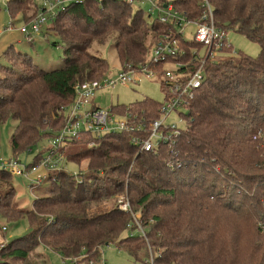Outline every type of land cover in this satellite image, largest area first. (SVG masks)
Wrapping results in <instances>:
<instances>
[{
	"label": "trees",
	"instance_id": "16d2710c",
	"mask_svg": "<svg viewBox=\"0 0 264 264\" xmlns=\"http://www.w3.org/2000/svg\"><path fill=\"white\" fill-rule=\"evenodd\" d=\"M160 1L192 23L204 12V0ZM207 2L215 27L257 44L258 56L230 46L205 61V79L188 112L181 113L185 128L170 150L162 145L156 154L139 152L126 134L96 141L84 134L68 141L66 164L85 159L93 177L78 180L62 171L49 175L46 194L36 198L34 211L24 216L29 233L0 247V264H33L30 253L42 246L67 263L83 254L86 264H96L99 249L111 243L137 258L144 240L153 250L152 264H264V0ZM38 6L37 0L9 1L11 25L16 16L23 22L32 7L30 22ZM149 20L141 9L120 0L70 4L45 25L53 33L52 45L62 51L59 67L40 68L9 47L4 53L8 66L0 67V126L16 122L12 152L51 139L63 126L61 109L74 99L73 88L106 76L107 62L99 51L91 52L94 45L100 50L111 43L119 69L149 66L160 72L166 63L174 68L175 62L182 66L173 72L195 70L204 48L170 24L155 19L149 25ZM164 34L179 41V52L172 60L152 64L151 47ZM160 105L145 100L130 106L151 122ZM89 140L95 147L73 149ZM13 194L10 174L0 170V200ZM131 194L136 199L131 200ZM121 196L131 213L118 210ZM133 203L141 214L132 209ZM108 204L110 209L101 208ZM150 210L146 221L143 212ZM223 222L228 229L222 231ZM137 226L143 235L135 231Z\"/></svg>",
	"mask_w": 264,
	"mask_h": 264
},
{
	"label": "built area",
	"instance_id": "2783aa9c",
	"mask_svg": "<svg viewBox=\"0 0 264 264\" xmlns=\"http://www.w3.org/2000/svg\"><path fill=\"white\" fill-rule=\"evenodd\" d=\"M87 1L99 3L110 0H42L38 6L36 15L31 21L19 29L25 42L33 43L52 18L59 10L70 4H77ZM126 5L134 8L135 5H147L148 12L145 14L150 20L155 19L160 24H170L183 36L184 29L192 25L195 28L193 40L200 44L205 52L202 59H199L198 67L192 71L173 72L168 69V63L159 72L149 66L130 68L126 66L119 69L113 78L107 75L94 81H87L77 84L73 88L74 99L70 104L63 107V126L51 138L49 146L39 159L28 166L20 164L17 160H9L0 163V170L7 171L11 176L24 179L29 182L31 190L41 187L49 179V175L55 172H67L65 162V146L68 141L78 139L81 135L89 134L94 140L105 135L126 134L130 143L139 152L156 154L160 146L165 145L168 150L174 140L180 135V130L185 128L183 114L187 113L190 102L200 89L205 74L203 67L205 61L215 56V52L221 48H230L227 40V32L217 29L213 21V11L207 0H204L199 22L187 21L182 15L174 10L172 5L162 3L160 0H120ZM140 9V8H139ZM55 11H57L55 13ZM179 41L171 34H164L157 40L150 50V60L153 64H159L165 60H172L179 52ZM170 58V59H169ZM174 68L180 69L182 65L172 62ZM142 78L157 80L161 91L165 93L156 118L153 121H146L144 113H137L129 105L123 111L117 112L114 105L109 108H101L95 105V93L98 90L113 88L118 84L137 85ZM115 110V111H114ZM183 111V112H182ZM176 112L179 120L177 123H167L171 113ZM118 209L128 212V201L121 199ZM50 224H53L50 222ZM5 230V228H3ZM138 233L141 234V231ZM77 258L66 264H77ZM101 264H105L102 261ZM150 264L152 259L150 258Z\"/></svg>",
	"mask_w": 264,
	"mask_h": 264
},
{
	"label": "rangeland",
	"instance_id": "374dc122",
	"mask_svg": "<svg viewBox=\"0 0 264 264\" xmlns=\"http://www.w3.org/2000/svg\"><path fill=\"white\" fill-rule=\"evenodd\" d=\"M9 1L12 0H0V67L8 66V60L4 57V53L9 49V47H12L13 50L17 53L28 55L29 57H31L34 64L38 65L40 68L50 70L59 67L62 64V51L60 47H54L52 45V41H54V38L52 36L53 33L51 31L49 32L47 30L48 28L44 27L42 34L37 36L33 43L25 42L24 37L20 33L19 29L21 27H24L25 24H28L30 20L29 18L32 15L33 8H29V10H27L24 14L23 22L25 23L17 19L19 17L16 16V20L13 22L14 25H11V18L8 12ZM37 2L40 4L42 0H37ZM134 8H138V6L135 5ZM139 8L145 14L149 10V7L145 4L139 6ZM56 12L57 11H55V13ZM155 18V15H153L151 18L152 20H149V25L154 22ZM194 32L195 29L193 26L186 27L183 32V37L186 40L191 41L193 39ZM46 34L50 35L46 37ZM227 40L230 42L232 48L238 53L244 54L252 58H256L259 54V46L249 41L236 31L229 30L227 32ZM98 51L99 56L107 62V77H115V75L119 71L120 66L115 56L112 44L106 43L103 47H101L100 50L99 47L95 45L91 48V52L93 53H98ZM168 69L174 71V68ZM164 97L165 93L161 91L160 84L157 80H149L146 78H142L140 83H138L137 85L118 84L113 88L98 90L95 93V105H98L104 109L109 108L111 105L127 107L131 104L142 102L145 100L155 102L156 104H161L164 100ZM178 120L179 117L177 113L174 112L171 113L167 118V123H177ZM15 125L16 122L11 120L7 121L6 123L0 126V163H4L13 159L17 160L20 164L24 166L31 165L33 164L36 156L43 155L44 151L49 146V141L51 139H47V137H45L38 141L36 144H34L28 150L14 154L10 148V137ZM93 147H95V142L93 140H89L88 144H78L73 149H91ZM76 163H68L65 165L67 169V174L72 175V177H75V179L78 180L87 176L90 178L93 177L91 176L93 175V172L88 169L87 160L81 159L76 161ZM10 181L15 189V194L9 196L7 199L0 200V210H4L2 211L3 213L5 212V215L3 214V217L1 215L2 212L0 211V247L7 244V242L9 241H12L13 239L21 238L22 236L29 233V219L25 218L24 216L30 213L29 211H34L32 207L34 201L36 200V198L44 197L46 191L50 187L48 183H44L42 184L41 189L35 188L31 190L28 186V181L20 179L18 177H13L11 175ZM35 190L38 191L34 192ZM130 198L131 200H134L136 199V196L131 194ZM121 199L126 200L122 196L118 198L119 201ZM118 200L117 208L119 206ZM133 206L134 207L132 209L138 214H141V210H139L138 206L134 203ZM110 207L111 204L101 206L102 209L106 210L110 209ZM128 208V212L131 213L129 203ZM215 212L218 211L212 212L211 215ZM143 214L145 216L144 219L146 221H149L153 212L150 210L149 212H143ZM222 227V231L228 229L227 224H225V222L222 223ZM3 228H5V230H3ZM137 230L139 232L141 231V235L144 234V231L140 226H137L135 228V231ZM128 233H130V231H125L123 233V237H127ZM260 240L264 239L261 238ZM144 241L146 246L147 240ZM140 246L141 252L137 255V258L131 255L125 249L119 248L116 243H111L107 246H102L99 249V261L96 264H101L102 261L105 262V264H150L149 258L154 255L153 253H151L153 250L151 251L150 248L145 247L144 244L141 243ZM47 250L48 249L44 248L43 246L38 247L32 253H30L29 262L33 264H66L65 259L61 255L48 252ZM83 260L85 261L82 254L81 256L77 257L76 262L77 264H86ZM9 264L24 263L20 261L10 260Z\"/></svg>",
	"mask_w": 264,
	"mask_h": 264
}]
</instances>
